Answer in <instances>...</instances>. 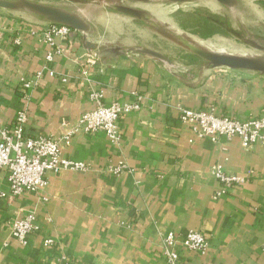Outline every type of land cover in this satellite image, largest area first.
Masks as SVG:
<instances>
[{
    "label": "crops",
    "instance_id": "1",
    "mask_svg": "<svg viewBox=\"0 0 264 264\" xmlns=\"http://www.w3.org/2000/svg\"><path fill=\"white\" fill-rule=\"evenodd\" d=\"M50 23L0 7L2 123L12 128L23 110L26 136L62 139L94 108V93L106 104L134 107L118 121L120 141L77 131L62 145L88 171L48 172L40 191L16 197L8 194V170L2 171L0 264H167L164 236L182 239L190 230L201 232L208 248L178 241L185 264H264V143L195 138L181 119L183 109L240 120L264 115V74L211 67L188 78L142 54L89 64L93 49L75 30L46 41ZM120 162L127 169L111 172ZM214 167L243 177L219 199ZM30 212L38 229L23 245L11 236V222Z\"/></svg>",
    "mask_w": 264,
    "mask_h": 264
},
{
    "label": "rangeland",
    "instance_id": "2",
    "mask_svg": "<svg viewBox=\"0 0 264 264\" xmlns=\"http://www.w3.org/2000/svg\"><path fill=\"white\" fill-rule=\"evenodd\" d=\"M21 8V13L38 11L26 2L58 9L79 21L84 28H72L90 43L92 51L116 49L123 54H139L159 61L167 70L179 75L201 77L211 65L185 46L178 35L196 45L221 50L217 45H235L241 50L225 48L235 54H264L246 41L252 39L264 45V0H237V5L226 6L216 0H9ZM124 4L149 11L159 27L133 18L114 9ZM52 23V21H49ZM242 27L247 31L245 35ZM213 42L215 44H209ZM213 46V47H212ZM226 68V67H224Z\"/></svg>",
    "mask_w": 264,
    "mask_h": 264
},
{
    "label": "built area",
    "instance_id": "3",
    "mask_svg": "<svg viewBox=\"0 0 264 264\" xmlns=\"http://www.w3.org/2000/svg\"><path fill=\"white\" fill-rule=\"evenodd\" d=\"M72 27L52 22L44 30V37L50 44H54L55 37L69 35ZM55 52L47 55V60L53 61ZM99 58L96 52H92L87 62L95 64ZM52 73V71H51ZM31 83H27V87ZM96 102L93 109L85 111L77 118L76 125L62 138L40 136H26L25 124L27 122L26 111H19L13 127L5 126L0 118V174L3 170L9 172L10 189L8 194L16 197L25 193H36L47 183L48 172L61 173L66 170L84 172L89 170V165L83 161H77L66 157L62 145H70L72 135L77 131L104 132L114 142L121 139L118 121L124 113H128L134 105L112 102H103L102 93H94ZM183 122L189 124L195 138L210 137L218 140L220 137L239 136L245 147L255 143H264V115L247 120H240L228 115H219L212 110L183 109L181 114ZM192 141V140H191ZM127 169L123 162L110 167V171L120 174ZM213 175L220 183V187L214 193V199L221 198L229 188L243 181V177L237 174L227 173L219 167H214ZM7 193L1 192L0 196ZM34 212L16 218L11 222V236L25 245L29 241L32 232L38 229L35 223ZM180 241L185 247L197 251H206L208 241L197 230L188 231L182 239L174 232H168L164 236L163 253L167 264H185L179 258L176 249ZM52 240L48 239L47 244ZM56 264H65L61 261ZM89 264V263H85Z\"/></svg>",
    "mask_w": 264,
    "mask_h": 264
},
{
    "label": "water",
    "instance_id": "4",
    "mask_svg": "<svg viewBox=\"0 0 264 264\" xmlns=\"http://www.w3.org/2000/svg\"><path fill=\"white\" fill-rule=\"evenodd\" d=\"M173 2H189L192 0H172ZM217 2L224 4L226 6H234L237 5V0H216ZM26 6L31 9L44 14L49 21L57 22L61 24L68 25L72 28H84V26L77 21L75 18H71L66 13L62 11L51 8L44 5L32 4L26 2ZM21 5L9 1V0H0V7L7 9H17L21 8ZM114 9L125 13L133 18L141 19L146 22H149L156 27H159L157 21L153 18V15L143 8L127 6L124 4H115L113 5ZM242 31L245 35H248L247 31L242 27ZM178 39L189 49H191L195 54L199 55L203 59H205L213 68L217 67H226L233 70H247L254 71L264 74V54L258 55H248L244 54H235L233 52H227L225 50H213L200 47L195 43L191 42L189 39L184 36L178 35ZM246 41L250 43L253 47L264 51V46L259 44L258 42L246 38ZM90 47H93L90 43L88 44ZM99 57L103 56H115L119 54H123L116 49H99L96 51Z\"/></svg>",
    "mask_w": 264,
    "mask_h": 264
},
{
    "label": "bare ground",
    "instance_id": "5",
    "mask_svg": "<svg viewBox=\"0 0 264 264\" xmlns=\"http://www.w3.org/2000/svg\"><path fill=\"white\" fill-rule=\"evenodd\" d=\"M209 44L211 45V44H215V43H213V42H212V43L209 42ZM216 46H217V47H222L223 49H221V50H224L225 48L227 49V47H228V48H232V49H234V50H241V51H242V49H241L239 46H235V45H227V46L224 45V46H223V45H217V44H216ZM212 47H213V46H212ZM225 51H226V50H225Z\"/></svg>",
    "mask_w": 264,
    "mask_h": 264
},
{
    "label": "flooded vegetation",
    "instance_id": "6",
    "mask_svg": "<svg viewBox=\"0 0 264 264\" xmlns=\"http://www.w3.org/2000/svg\"><path fill=\"white\" fill-rule=\"evenodd\" d=\"M264 46V45H263Z\"/></svg>",
    "mask_w": 264,
    "mask_h": 264
}]
</instances>
